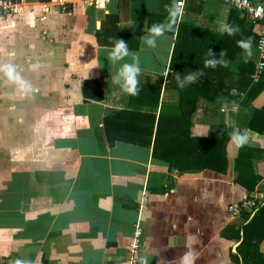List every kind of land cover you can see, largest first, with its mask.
<instances>
[{
  "label": "crops",
  "instance_id": "0c3cea01",
  "mask_svg": "<svg viewBox=\"0 0 264 264\" xmlns=\"http://www.w3.org/2000/svg\"><path fill=\"white\" fill-rule=\"evenodd\" d=\"M15 3L10 29L49 45L51 83L34 89L45 103L3 155L0 264H129L138 226L136 264H184L186 253L189 264H264V69L253 79L264 25L224 0H186L175 16V0ZM154 23L168 27L151 48L141 36ZM116 36L139 56L136 95L110 79ZM248 37L251 56L236 43ZM221 50L226 64H204ZM218 67L230 77L213 98L200 92L216 84L177 85ZM244 129L239 145L230 133ZM252 195L259 210L231 216Z\"/></svg>",
  "mask_w": 264,
  "mask_h": 264
},
{
  "label": "rangeland",
  "instance_id": "374dc122",
  "mask_svg": "<svg viewBox=\"0 0 264 264\" xmlns=\"http://www.w3.org/2000/svg\"><path fill=\"white\" fill-rule=\"evenodd\" d=\"M20 9L17 7L19 12L0 14V66L13 65L14 72L29 85L27 88H21L16 81L9 80L0 68V176L4 152L9 146L24 141V133L34 116L33 108L39 103H45L40 92L34 89L38 88L40 83L45 86L51 83L46 75L52 64L49 45L35 44L32 34H25L23 29H10L17 23L16 19L21 15ZM10 16L14 21H9ZM45 36L48 37V34ZM7 49L12 52L9 56ZM28 54L30 55L27 56ZM25 57L29 59L25 60ZM33 64L38 67H30ZM36 71L40 72V75ZM41 93L46 95L44 91Z\"/></svg>",
  "mask_w": 264,
  "mask_h": 264
},
{
  "label": "clouds",
  "instance_id": "9594fccd",
  "mask_svg": "<svg viewBox=\"0 0 264 264\" xmlns=\"http://www.w3.org/2000/svg\"><path fill=\"white\" fill-rule=\"evenodd\" d=\"M77 9L74 8V11ZM171 15H177L175 8L172 9ZM170 26V25H169ZM168 27L164 24L154 23L147 27L145 34L141 36L144 45L154 48L157 46L158 37H160L165 28ZM221 30L227 32L229 35L234 34L239 29L237 26L231 24L221 25ZM236 43L244 50L246 56L252 55V38L248 37L246 39L237 40ZM260 46L264 47V41H261ZM211 52V51H210ZM264 55V53H261ZM109 62V65H115L116 71L111 73L110 79L113 84L118 85L124 92L136 95L140 91L139 87V74L142 71L140 59L136 52L132 51L128 47V43L117 36L114 38V42L110 50L105 54ZM227 61L224 59V52L221 50L220 59L216 58V54H212L209 58L204 60L206 66L215 67L217 64H226ZM30 67L36 68L38 65L33 64ZM4 71V74L9 80L16 81L21 88H27L29 85L26 81L22 80L18 74L14 72V66L11 64H4L0 66ZM198 71H190L184 74L182 77L180 75L176 76L177 85L181 88L185 87L187 84L194 82L197 79ZM232 140L237 144L243 145L248 139V129L242 131L233 130L230 133ZM193 253H186L182 259L184 264H189L188 257L192 256ZM16 264H29L28 261L17 260Z\"/></svg>",
  "mask_w": 264,
  "mask_h": 264
},
{
  "label": "built area",
  "instance_id": "2783aa9c",
  "mask_svg": "<svg viewBox=\"0 0 264 264\" xmlns=\"http://www.w3.org/2000/svg\"><path fill=\"white\" fill-rule=\"evenodd\" d=\"M110 0H90V3L95 7H103ZM229 2L232 7L235 9H239L244 11L248 20L250 22L262 23L264 25V2H255L252 0H224ZM186 0H175V10L176 13L181 15L185 9ZM12 12H17V7L15 0H0V14H9ZM261 41H264V31L262 32L261 38L259 40V49L261 53H264V47L260 46ZM264 58V55H262ZM264 69V61L259 62L258 70L253 75V79L257 81L260 77V71ZM263 198L258 197L257 195H252L251 197L245 199L240 203L231 204L228 208L229 213L233 217L240 216L243 212L248 214H254L262 205ZM137 237L139 239L131 246V256L129 259V264H136L137 259L135 257V253L137 252V248L139 247V243L141 241V229L137 227Z\"/></svg>",
  "mask_w": 264,
  "mask_h": 264
},
{
  "label": "trees",
  "instance_id": "16d2710c",
  "mask_svg": "<svg viewBox=\"0 0 264 264\" xmlns=\"http://www.w3.org/2000/svg\"><path fill=\"white\" fill-rule=\"evenodd\" d=\"M242 13H243V16H244V18H246V14H245V12L244 11H242ZM230 24H231V22H230ZM227 35V34H226ZM234 50H236V48L234 49ZM233 50V51H234ZM176 55H177V51L175 50V54H174V56H175V58L173 59V63L175 62V59H176ZM218 59H220V55L218 56ZM218 65V64H217ZM174 66V65H173ZM225 69H223V68H221V67H218L217 68V70H216V73H211V75H209V77H207V78H201L200 80H198V79H196V81H198L199 83L200 82H202V84H205L206 86H208V84H210V85H214V84H216V89L213 91V92H209L208 90L207 91H201L200 93H201V95H203V96H207L208 98H213L216 94H217V92H218V90L220 89V88H222V87H224L223 85L225 84L224 83V81L225 80H227L228 79V77H230L229 76V74H226L225 73ZM232 85H234V84H232ZM233 87V86H232ZM231 87H229L228 89H230ZM182 95L184 96V93H182ZM198 97V92L196 93V95H195V99ZM259 210V209H258ZM257 210V211H258ZM256 211V212H257ZM255 212V213H256ZM250 218V215L248 216V218L247 219H249Z\"/></svg>",
  "mask_w": 264,
  "mask_h": 264
}]
</instances>
